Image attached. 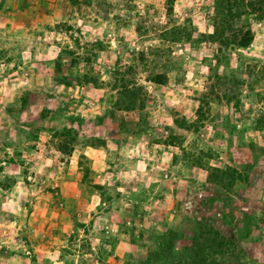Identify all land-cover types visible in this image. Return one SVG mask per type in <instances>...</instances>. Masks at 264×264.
I'll return each mask as SVG.
<instances>
[{
    "label": "rangeland",
    "instance_id": "rangeland-1",
    "mask_svg": "<svg viewBox=\"0 0 264 264\" xmlns=\"http://www.w3.org/2000/svg\"><path fill=\"white\" fill-rule=\"evenodd\" d=\"M212 1L0 0V264H264V18L246 47L160 36L210 32Z\"/></svg>",
    "mask_w": 264,
    "mask_h": 264
},
{
    "label": "trees",
    "instance_id": "trees-1",
    "mask_svg": "<svg viewBox=\"0 0 264 264\" xmlns=\"http://www.w3.org/2000/svg\"><path fill=\"white\" fill-rule=\"evenodd\" d=\"M212 2V30L210 32L196 33L195 30L184 24L181 26L171 25L169 26V28L161 31V39L168 40L170 42L181 41L182 44H187L190 50H192L191 48H193V44L200 45L202 43L216 44L218 48H221L219 47V44L222 46L231 44L236 47L248 46L252 41V34L250 29H243V25V27L240 26L237 30H235L233 23L243 14H252L254 15V19L256 20L263 19L264 0H213ZM226 31L227 34H225ZM137 54V58H139L143 63L148 60L147 55L149 54L152 57L161 56L160 50L158 51L157 49L153 51L150 49L147 53L140 51ZM179 58L180 57H176L174 59L172 58L174 61H172L171 69L180 68V65L178 64ZM126 74V77L121 79V85H118L117 87L118 99L113 103V106L120 111H130L131 115L136 116L135 120L131 121H133L134 126L136 127V130L134 132L137 133L138 131L143 130L144 126H146V119L140 114V111L144 106L143 102L147 92L142 85H137L135 83L134 71L127 72ZM166 76L167 75L165 71H151L147 75H145V80L151 83L163 84L167 79ZM211 77V75H207V79H211ZM223 77L224 76L220 74L219 77H216L217 79H219V85L221 83H226L223 81ZM212 85V81H209L208 87ZM232 87L233 84H228L225 87L227 88V93L222 92L220 94V98L225 99L227 103L233 98V95H231ZM134 104L137 108V112H134L136 110V108L134 109ZM174 121L181 128H192L195 131L203 126L202 123L198 122V120L196 119L194 121L186 123L184 115L183 117L175 119ZM215 126V129H219L223 131V133L226 132L228 135L233 132V126L230 125L229 120L223 121L219 123V125L215 124ZM167 139L168 141L173 142L177 139V136L169 131L165 140L167 141ZM246 145H248L249 147V142H247ZM167 233H169L168 230H166L165 232L162 231L161 233H159L158 238L164 240Z\"/></svg>",
    "mask_w": 264,
    "mask_h": 264
}]
</instances>
